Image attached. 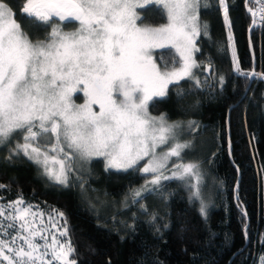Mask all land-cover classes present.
<instances>
[{
  "label": "snow or ice",
  "instance_id": "6c2138e0",
  "mask_svg": "<svg viewBox=\"0 0 264 264\" xmlns=\"http://www.w3.org/2000/svg\"><path fill=\"white\" fill-rule=\"evenodd\" d=\"M256 3L258 10L248 9L253 25L258 14L264 21V0ZM153 4L159 6L165 23L143 24L144 17L136 10ZM218 4L227 31V43H221L218 55L230 51L233 70L240 76H264L241 71L229 6L226 0ZM201 7L209 8L208 0H23L24 20L50 29L34 40L17 22L11 0H0V145L10 143L16 134L23 140L9 159L22 152L43 168L53 185L67 188L75 161L103 158L106 172L142 173L145 182L132 190L133 203L160 192L163 181L178 180L188 189L190 201H200V213L206 217L200 166L185 161L192 142L183 138V122L149 111L150 103L167 96L170 85L177 87L179 102L185 96L181 81H192L195 88L207 83L197 76L202 64L194 56L201 51L198 37L209 29L201 23ZM72 22L73 29L65 30ZM157 49L168 50L161 52L159 61ZM207 63V70L215 73L211 56ZM219 82H224L223 76ZM80 90L88 99L75 105L71 96ZM196 127L192 121L187 130ZM141 209L148 212L144 205ZM47 215L45 224L44 213H39L37 225L38 215L23 197L0 203V264H77L71 259L75 249L65 214L52 208Z\"/></svg>",
  "mask_w": 264,
  "mask_h": 264
},
{
  "label": "trees",
  "instance_id": "16d2710c",
  "mask_svg": "<svg viewBox=\"0 0 264 264\" xmlns=\"http://www.w3.org/2000/svg\"><path fill=\"white\" fill-rule=\"evenodd\" d=\"M208 2L210 7H201L200 12L201 23L209 25L208 34L198 37L201 51L195 53L202 64L197 76L207 83L195 88L192 81H181L185 96L179 102L177 87L170 85L167 96L155 99L149 108L155 115L166 113L170 121L197 125L184 138L192 142L185 161L200 166L206 217L200 213V201H190L188 189L178 180L163 181L160 192L133 203L132 190L145 182L139 171L106 172L104 160L94 158L81 171L75 165L70 185L64 188L53 185L23 155L9 159L10 153L0 149V185H4L0 203L23 197L35 212L62 211L75 249L71 259L77 264H228L230 260L229 264H260L264 256V76H240L233 70L230 51L218 55L221 43H227V31L218 0ZM244 2L226 0L236 56L241 71L247 73L253 67L248 9L255 10L257 3L251 0L245 8ZM11 3L17 22L34 40L47 34L43 24L24 20L23 0ZM140 11L146 24L166 22L159 6L147 5ZM250 41L254 71L264 73V26L258 30L254 25ZM161 52L168 50L155 52L158 61ZM209 56L215 73L207 74ZM219 76L224 77L222 84Z\"/></svg>",
  "mask_w": 264,
  "mask_h": 264
},
{
  "label": "rangeland",
  "instance_id": "374dc122",
  "mask_svg": "<svg viewBox=\"0 0 264 264\" xmlns=\"http://www.w3.org/2000/svg\"><path fill=\"white\" fill-rule=\"evenodd\" d=\"M141 2H142V0H141ZM155 5V4H154ZM156 6H158V5H156ZM141 9L140 8H138L136 11L138 12V14H140L141 15V11H140ZM222 12H223V10H222ZM143 24H146V23H144L143 22ZM73 26H74V24H72V25H70V26H66V28H65V30H72L73 29ZM141 26H143V25H141ZM49 31H50V29H49ZM155 52L156 51H160V49H157V50H154ZM173 52H174V50H173ZM194 56H195V54H194ZM80 87V89H82L83 88V86L81 85V86H79ZM87 97L84 95V92H83V90H80V91H77V92H74V93H72V96H71V102L73 103V104H75V105H83L86 101H87ZM156 99H158V98H156ZM93 107V110H95V111H99V108H98V106L97 105H93L92 106ZM151 113V112H150ZM152 114V113H151ZM152 115H154V116H159V115H155V114H152ZM188 123L189 122H183V124H184V129H185V131H184V137L183 138H185L186 137V135H187V133H188V130H187V126H188ZM186 140V139H185ZM23 143V140H22V137L19 135V134H16V135H14V137L12 138V140L10 141V143H8V144H6V145H0V149H2V148H4L7 152H9V153H11L12 152V150L15 148V146H16V144L17 143ZM54 142V141H53ZM190 151H192V149H189ZM51 155H55V153H50ZM20 155H23L24 157H26L27 159H28V157L27 156H25L22 152L20 153ZM94 159V158H93ZM102 160H104L103 158H101ZM175 159V158H174ZM28 160H30V159H28ZM30 161H32V160H30ZM33 162V161H32ZM146 162H147V160H145V161H141V168L146 164ZM187 162V161H186ZM34 163V162H33ZM86 162H83V161H75V165H76V169L78 170V171H81L80 169H81V165L83 166V168H84V164H85ZM104 163H105V161H104ZM35 164V163H34ZM37 165V164H36ZM38 166V165H37ZM39 168H40V170H41V173L43 174V168H41L40 166H38ZM166 174H170V173H166ZM46 177V176H45ZM47 178V177H46ZM48 179V178H47ZM183 183V182H182ZM203 184V183H202ZM201 188H202V185H201ZM207 193V192H206ZM208 194H209V192H208ZM202 199L204 200V202L207 204V201H206V199H205V197L202 195ZM5 205H7V204H5ZM37 213V215H38V218H37V221H36V223H37V225H39V223H40V218H39V213H41V212H39V211H37L36 212ZM42 219H43V221H44V223L45 224H47L48 223V215L47 214H44V216L42 217ZM52 231H55V229H52ZM12 234L14 235L15 234V232L13 231L12 232ZM62 239H65V238H62ZM51 240V236L49 235V241ZM38 242L39 243H43V241H39L38 240ZM20 243H22V242H20ZM5 253L7 254V250L5 249ZM47 259H51V257L49 256V257H47ZM3 264H7V262L6 261H4L3 262Z\"/></svg>",
  "mask_w": 264,
  "mask_h": 264
},
{
  "label": "water",
  "instance_id": "95a60500",
  "mask_svg": "<svg viewBox=\"0 0 264 264\" xmlns=\"http://www.w3.org/2000/svg\"><path fill=\"white\" fill-rule=\"evenodd\" d=\"M245 4V8H247V2H246V0H245V2H244ZM250 14V17H251V25H250V27L248 28V31H247V39H248V46H249V50H250V53H251V55H252V63H253V67H252V70H251V72L252 71H254V66H255V58H254V55H253V49H252V43H251V41H250V33H251V31L253 30V27H254V25H253V16L251 15V13H249ZM208 69V68H207ZM206 69V70H207ZM207 74H209V70H207ZM252 79V78H251ZM230 110H231V108H229V110H228V113H227V117H226V122H227V134H229V130H228V120H229V113H230ZM229 136V135H228ZM229 138V137H228ZM230 147V145L228 144V148ZM230 153V152H229ZM231 261V260H230ZM230 261L228 262V264L230 263Z\"/></svg>",
  "mask_w": 264,
  "mask_h": 264
},
{
  "label": "built area",
  "instance_id": "2783aa9c",
  "mask_svg": "<svg viewBox=\"0 0 264 264\" xmlns=\"http://www.w3.org/2000/svg\"><path fill=\"white\" fill-rule=\"evenodd\" d=\"M259 7H260V5L257 3L255 10H258ZM255 20H256L255 26L257 27L258 30H261L262 27L264 26V21H262L261 16L258 14L255 17Z\"/></svg>",
  "mask_w": 264,
  "mask_h": 264
},
{
  "label": "flooded vegetation",
  "instance_id": "af4514ba",
  "mask_svg": "<svg viewBox=\"0 0 264 264\" xmlns=\"http://www.w3.org/2000/svg\"><path fill=\"white\" fill-rule=\"evenodd\" d=\"M75 22H72V23H69L67 26H70V25H72V24H74Z\"/></svg>",
  "mask_w": 264,
  "mask_h": 264
}]
</instances>
